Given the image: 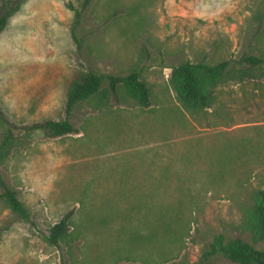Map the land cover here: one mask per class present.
Returning <instances> with one entry per match:
<instances>
[{"label":"rangeland","instance_id":"rangeland-1","mask_svg":"<svg viewBox=\"0 0 264 264\" xmlns=\"http://www.w3.org/2000/svg\"><path fill=\"white\" fill-rule=\"evenodd\" d=\"M83 1L0 0V17L18 8L0 34V194L15 191L31 221L0 198V264H232L204 258L218 235L264 250L247 226L264 189V72L217 86L205 113L170 84L184 62L264 56V0ZM85 69L138 72L150 106L120 93L80 103L74 133L33 130L65 117ZM247 142L261 149L234 155ZM66 215V237L50 245Z\"/></svg>","mask_w":264,"mask_h":264},{"label":"trees","instance_id":"trees-1","mask_svg":"<svg viewBox=\"0 0 264 264\" xmlns=\"http://www.w3.org/2000/svg\"><path fill=\"white\" fill-rule=\"evenodd\" d=\"M91 1L84 0L82 10L86 9ZM17 9L15 7L8 10L0 17V34L5 30L12 13ZM69 9L74 12L77 23L81 10L78 11L71 5ZM71 35L74 42L79 45L74 30ZM250 69L264 72V56L244 55L238 60L222 61L214 65L184 62L171 68L170 84L176 92L178 101L184 107L203 110L205 113L217 104V94L214 92L217 86L228 80L243 81ZM120 93L133 99L143 108L150 106L149 88L141 80L138 72L116 76L96 74L89 69L77 70L65 92V117L60 120L36 123L32 129L42 131L50 137H61L74 133L76 130L70 124L69 117L80 103L91 102L102 106L107 104L110 97H118ZM259 142L258 140L257 143ZM238 145L237 150L230 146L234 155L240 150L242 153L248 150L253 154L260 148L257 144L252 146L249 142ZM224 150L226 153L227 149ZM2 189L0 198L4 200L7 207L23 222H31L30 214L18 199L17 193L7 186H2ZM252 199L254 203L248 216L247 226L255 242H264V189L254 191ZM68 221L69 215H66L49 229L46 240L50 245L58 246L64 240L68 230ZM214 256L222 257L232 264H264V250H259L238 238L225 240L222 235L215 237L214 242L205 252L204 258L209 259Z\"/></svg>","mask_w":264,"mask_h":264}]
</instances>
